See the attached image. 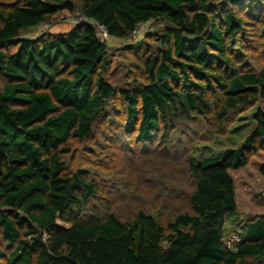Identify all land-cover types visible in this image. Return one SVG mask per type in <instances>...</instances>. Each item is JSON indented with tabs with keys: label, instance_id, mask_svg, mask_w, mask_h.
<instances>
[{
	"label": "trees",
	"instance_id": "16d2710c",
	"mask_svg": "<svg viewBox=\"0 0 264 264\" xmlns=\"http://www.w3.org/2000/svg\"><path fill=\"white\" fill-rule=\"evenodd\" d=\"M241 0H229L233 5ZM210 0L0 1V229L6 264H264V213L250 221L236 251L224 243L226 218L237 209L230 169L264 151V112L236 148L190 161L192 212L165 227L143 210L132 221L95 203L100 189L62 159L71 137L84 138L116 89L105 78L107 45L95 23L117 38L139 23L163 20L166 49L149 59L148 84L122 88L126 128L150 141L190 115H211L218 130L261 97L264 64L241 72L227 41L247 24L226 10L224 27ZM237 7V6H236ZM88 21L67 32L29 38L23 31L74 15ZM215 84L224 90L215 100ZM264 175V165L261 168ZM167 229L169 231H167Z\"/></svg>",
	"mask_w": 264,
	"mask_h": 264
},
{
	"label": "rangeland",
	"instance_id": "374dc122",
	"mask_svg": "<svg viewBox=\"0 0 264 264\" xmlns=\"http://www.w3.org/2000/svg\"><path fill=\"white\" fill-rule=\"evenodd\" d=\"M0 1L16 4L22 0ZM210 3L208 14L222 27L226 10L247 16V24L227 41L229 55L241 72L258 70L264 64V0H241L236 5H231L229 0H210ZM79 19L85 21L80 10L64 19L26 29L23 34L38 38L67 32L79 24ZM94 25L108 48L110 63L105 78L115 87L116 94L106 111L96 117L86 137H71L63 146L62 159L69 171L83 173L99 187L96 205L124 221L134 220L143 210L167 227L178 214L192 212L190 195L195 184L188 170L190 161L198 162L238 147L255 125L256 110L264 112V99L260 97L251 107L231 117L222 131L211 115L197 114L177 120L165 133L166 138L162 137L167 131L163 126L152 140L140 142L135 133L127 131L126 104L120 91L150 82L145 64L166 49L160 37L165 35L168 24L151 20L137 34L125 38L114 37L98 24ZM3 83L0 79V84ZM223 92L215 84L210 96L218 100ZM263 165L264 151H259L246 166L230 169L237 209L227 216L223 236L232 251L245 238L248 223L264 213ZM0 248L7 253L11 250L1 229ZM248 260L250 264H262L254 258ZM5 262L0 256V264Z\"/></svg>",
	"mask_w": 264,
	"mask_h": 264
},
{
	"label": "built area",
	"instance_id": "2783aa9c",
	"mask_svg": "<svg viewBox=\"0 0 264 264\" xmlns=\"http://www.w3.org/2000/svg\"><path fill=\"white\" fill-rule=\"evenodd\" d=\"M85 21H88V20L85 19ZM85 21H82L81 19H79V20H77V23L85 22ZM146 23H147V22L139 23V24L137 25L136 29H135L132 33H133V34H137V33H138V30H139L142 26H144ZM99 26L106 30V28H105L104 26H101V25H99ZM106 31H107V30H106Z\"/></svg>",
	"mask_w": 264,
	"mask_h": 264
}]
</instances>
